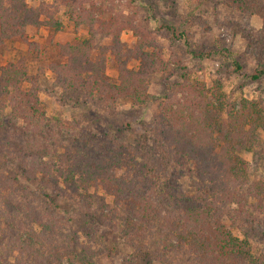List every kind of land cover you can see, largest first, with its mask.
<instances>
[{"label":"rangeland","instance_id":"374dc122","mask_svg":"<svg viewBox=\"0 0 264 264\" xmlns=\"http://www.w3.org/2000/svg\"><path fill=\"white\" fill-rule=\"evenodd\" d=\"M221 1L0 0V23L15 13L13 7L22 6L45 23L22 29L27 43L3 40L0 45V74L22 57L27 69V77L19 75L21 83L8 87V95L0 100V264H209L201 253L166 241L160 222L151 225L149 233H137L141 237L125 228L122 236L124 207L131 199L127 195L109 192L99 184L84 192L77 183L76 194L64 195L60 202L64 211L59 212L38 198L35 188L22 178L28 166L44 171L59 164L68 167L81 156L104 166L115 160L114 153L122 152L119 158L124 163L154 165L158 181L167 187L154 196L162 216L173 209V199L197 193L192 168L179 170L168 160L161 162L165 145L157 123L158 106L176 96L174 85L181 84L182 75L208 89L218 78L224 100L232 107L242 100L264 102V0H253V12L245 9L252 0L236 8ZM2 24L0 32L19 30ZM81 42H89L92 51L79 61L94 60L97 48H119L120 63L131 70H137L141 61L127 52L133 54L138 44L143 43L141 48L148 54L157 53L162 67L148 78V101L142 106H104L83 93L64 97L50 67L65 63L59 48ZM30 49L36 55L28 54ZM225 51L230 60L241 63V74L226 73L231 62L223 61ZM106 58L105 75L114 83L113 57L107 53ZM257 70L263 74L253 80ZM7 76L16 77L12 72ZM4 155L10 158L6 161ZM241 157L247 162L249 179L263 183V129L257 130L254 145ZM124 163L117 175L128 178ZM32 176L41 182V172ZM174 193L176 197H167ZM142 195L148 193L143 190ZM234 209L233 205L225 209L223 223L234 237L247 241L256 260L262 259L264 225L250 229ZM124 237L141 241L132 248Z\"/></svg>","mask_w":264,"mask_h":264},{"label":"trees","instance_id":"16d2710c","mask_svg":"<svg viewBox=\"0 0 264 264\" xmlns=\"http://www.w3.org/2000/svg\"><path fill=\"white\" fill-rule=\"evenodd\" d=\"M221 2L234 8L236 4H244V0ZM253 2L250 1L245 9L253 12L256 8ZM11 11L15 13L3 22L5 24H0L19 27V30L11 33L0 32V45L3 40L27 43L22 29L26 26L39 28L45 24L38 21L31 9L22 6L13 7ZM55 26L59 28V24ZM142 44H138L133 54L131 50L127 52L141 61L137 70L128 69L124 62L120 63L123 56L119 48H113L112 51L105 47L97 48L94 53L96 58L91 61L78 60H82L83 56L92 51L89 42L59 48V57L65 58V63L60 62L50 67L55 76V84L62 88L66 98L74 93H83L91 101L104 106H112L115 103L142 106L150 98L147 92L149 76L162 67L158 54L146 53L141 48ZM35 52L36 50L30 49L28 54L36 55ZM107 53L113 57L117 72L114 83L105 75ZM129 55L124 54L128 57ZM230 56L225 51L223 61H229ZM230 62L227 67L229 71L226 73L241 74V63L234 59ZM7 68L11 70L5 71ZM11 72L16 76L15 79L7 76ZM219 72L220 68L215 72L216 77ZM262 74V70H257L252 79L257 80ZM19 75L27 77L24 57L16 64L10 63L2 68L0 100L8 95V87L21 83V80H18ZM181 79V84L174 85L176 96L158 106L157 123L161 144L165 145V149L160 150L161 162L168 160L179 170L183 167L192 168L197 193L173 199V209L163 216L156 208L158 203L155 197L161 192L160 189L167 190V187L158 181L159 175L154 171V165L149 161L124 163L120 159L122 152L114 153L115 160L104 166L96 165L97 163L84 156L68 167L59 164L54 169L48 166L46 171L34 169L33 165L28 166L29 173L23 169L26 174L22 179L35 188L38 198L59 212L64 211L60 208L64 195L70 197L69 191H75L76 194L77 183L82 186L84 192H87L91 185L99 184L109 192L113 189L116 194L131 198L127 197L128 206L124 207L127 212L121 221L122 236L126 235V232L136 234L135 236H139V232L149 233L151 225L160 222L165 230L166 241H175L176 246L201 253L209 264H264V256L256 260L250 253L247 241L234 237L223 223L225 209L233 205L235 216L250 224V229L264 225V182H252L249 179L247 162L241 157L243 152L254 145L257 130H264V102L242 100L237 107H232L224 100L223 84L218 78L213 80L210 89L202 82L192 81L185 75H182ZM36 82L34 77L32 86L35 91ZM37 103L38 98L35 100V104ZM31 109L38 113L36 108L31 106ZM1 132L2 130L0 136ZM9 158L4 155V160ZM123 163L126 166L125 171L130 174L128 178L117 175L123 170L120 167ZM51 169L55 174L51 173ZM37 171L42 173L39 179L41 182L32 176ZM77 174L79 176L75 177ZM60 184L65 189L61 188ZM143 190L148 196L142 195ZM138 195L139 198L134 197ZM172 196L176 197L175 193L167 195L169 198ZM123 228L126 232H123ZM139 237H129L131 241L124 237V243H129L128 245L135 248L136 243L141 241Z\"/></svg>","mask_w":264,"mask_h":264}]
</instances>
